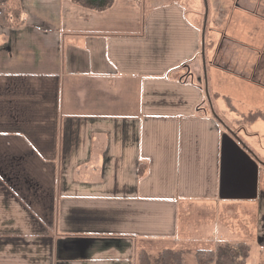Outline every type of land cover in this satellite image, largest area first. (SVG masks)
Masks as SVG:
<instances>
[{"label": "crops", "instance_id": "obj_1", "mask_svg": "<svg viewBox=\"0 0 264 264\" xmlns=\"http://www.w3.org/2000/svg\"><path fill=\"white\" fill-rule=\"evenodd\" d=\"M194 1L191 16L192 0L105 11L0 0V264H140L152 244L156 257L209 249L228 240L221 217L236 209L253 225L252 256L264 255V164L236 131V101L223 117L210 90L218 97L216 79L233 73L263 124L262 75L239 62L208 69L198 24L208 0ZM215 1L230 15L219 39L260 56L264 13L240 8L260 27L241 39L235 0Z\"/></svg>", "mask_w": 264, "mask_h": 264}, {"label": "rangeland", "instance_id": "obj_2", "mask_svg": "<svg viewBox=\"0 0 264 264\" xmlns=\"http://www.w3.org/2000/svg\"><path fill=\"white\" fill-rule=\"evenodd\" d=\"M235 4L236 5L233 6L236 11L231 13L233 18L231 25H233L235 35L239 33L241 39H254L253 37H255V35L253 36L252 33L254 29H260V27H258L259 24L255 23V26L252 27L251 22H245V18L250 19L252 16H249V12L242 9L254 10L256 13L260 12V14L264 13V0H235ZM185 5L188 8V14L192 16L197 3L192 0V2L186 3ZM255 5L258 9L255 8ZM217 6H219V4L217 5L215 0H208V11H206V7L204 8L200 5L198 6L199 13L202 15V20L198 24L200 27H206L207 33L206 41L208 42H206L205 54L208 69L211 68L210 65L213 63L226 68V70H230V68L236 70V63L239 62L240 69H242L240 71L238 70L239 72H248L247 76L251 79H254L255 74L262 75L259 76L258 79H261L260 81H263L264 83V60H262L264 58V49L260 52V56H257L255 51H251L253 53L252 54L249 50L246 51L245 49L239 48L241 46H239L237 42L233 43L232 39H219L223 33L229 31L226 29V26L229 24L228 20L230 15L227 13V10L221 11L219 8L216 9ZM237 6L239 8H237ZM232 10L233 9H231V11ZM236 12H238V14H236ZM211 51L215 53L217 52L216 60H211L207 56ZM218 55L219 57L217 58ZM210 57L213 56L210 54ZM216 80L221 88V92L218 97H214L212 85L210 84L211 98L215 110L223 117H227L228 115L231 116L232 112H230L231 109L228 106L227 100L231 103L236 101V115L242 116L240 120L238 119L236 121V131L238 134L243 135L242 140H244L245 143H248L249 146H251V148L256 151L255 153L257 154L258 158H260L264 164V123L262 124L260 121L252 123L249 114L254 111L259 113V110L257 108L250 109L248 106H245L251 105L249 103L256 102V100L253 99L254 97L250 90L251 86H247L244 81H242L240 78H236V75H233V73L226 74V72H224L223 76H220ZM257 99L260 101L261 96ZM217 100H220L221 103H218ZM240 102L243 103L241 106L238 104ZM240 128H244L245 132L240 130ZM247 130L252 136H245ZM261 171L262 186L264 187V166L261 167ZM236 213L234 212L232 215L225 213L221 217L223 228L229 233L228 240L216 239L215 242H209L208 244L204 245L209 247L208 250L216 249L217 245L221 242H228L236 245L248 244L251 246L252 252L251 243L253 241V225L249 220L248 215L241 220L239 215L236 217ZM152 246L153 244L146 247L149 251L145 250V252H140V264H145L147 262L146 259L148 258H146V255H149V259H155V255L158 251L156 247ZM197 251L198 250L196 248H193L190 251H185L187 264H197L194 256ZM250 258L248 264H251L252 261L254 264H264V255L255 254L251 259Z\"/></svg>", "mask_w": 264, "mask_h": 264}, {"label": "trees", "instance_id": "obj_3", "mask_svg": "<svg viewBox=\"0 0 264 264\" xmlns=\"http://www.w3.org/2000/svg\"><path fill=\"white\" fill-rule=\"evenodd\" d=\"M72 3L96 11H105L110 9L114 0H70ZM8 12L2 8L0 22L6 23ZM9 20H7L8 22ZM146 254V253H145ZM197 264H248L251 256V246L248 244H231L221 242L216 249H200L195 253ZM145 264H187L186 252L167 248L162 250L158 256L152 260L146 255ZM152 260V261H151Z\"/></svg>", "mask_w": 264, "mask_h": 264}, {"label": "water", "instance_id": "obj_4", "mask_svg": "<svg viewBox=\"0 0 264 264\" xmlns=\"http://www.w3.org/2000/svg\"><path fill=\"white\" fill-rule=\"evenodd\" d=\"M204 44V43H203Z\"/></svg>", "mask_w": 264, "mask_h": 264}]
</instances>
